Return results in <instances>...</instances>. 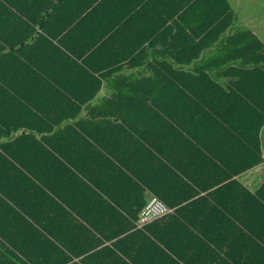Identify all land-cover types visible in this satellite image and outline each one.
Segmentation results:
<instances>
[{
    "label": "trees",
    "instance_id": "trees-1",
    "mask_svg": "<svg viewBox=\"0 0 264 264\" xmlns=\"http://www.w3.org/2000/svg\"><path fill=\"white\" fill-rule=\"evenodd\" d=\"M68 1L0 0V264H192L214 251L264 264V229L229 194L245 190L251 221L264 219V195L236 179L264 162V42L235 27L228 0H153L148 42L171 51H126L120 24L73 48L59 38L78 16L56 27ZM143 59L148 75L126 73ZM102 80L112 93L96 101ZM146 190L174 208L155 220L170 224L163 235L203 232L186 210L240 235L119 255Z\"/></svg>",
    "mask_w": 264,
    "mask_h": 264
},
{
    "label": "crops",
    "instance_id": "crops-1",
    "mask_svg": "<svg viewBox=\"0 0 264 264\" xmlns=\"http://www.w3.org/2000/svg\"><path fill=\"white\" fill-rule=\"evenodd\" d=\"M93 1L94 0H69L65 4V6L62 7L61 16L59 17V20L56 21V27L68 23L70 20H72L74 17L77 16H78L77 21L79 23L77 24L76 21L75 24H73L70 27H80V29H73V30L71 29L68 32H65L64 34H61L59 39L65 41V43L68 44L69 47L80 48L77 46V43L78 40L81 39V41L83 42L81 48H84L85 44L94 40V38L109 32L111 29L117 27V25L120 24L121 27L123 28V31L121 33V39L119 41L125 44L122 45V47L125 46L126 51H135V52L143 51L149 53L148 57L149 55L152 56L153 53H155V51H166V50L171 51L172 49L171 47L160 48L159 45L155 48L154 46L150 45L148 42L149 41L148 36L150 35L151 37H153L155 35V31L153 29L155 27V20L153 19V17L149 16V14H152V11H154L155 8V4L153 3V0H99L98 3L94 6L92 5ZM228 2L230 3L232 9L236 13V19L234 23L235 27L247 28V27H241V25L239 24L240 17L238 11L233 7L230 0H228ZM130 12L135 14L129 19L128 18L129 16L127 15H131L129 14ZM81 13H84V15L81 16L82 15ZM124 19L127 20L124 21ZM168 23L170 24V22ZM169 24L166 27H170ZM251 30L258 35V33L255 30L253 29ZM166 34L167 37L171 36L170 32ZM55 39L56 38H52L53 41H56ZM117 40H118V35L117 38L115 39V42ZM112 48L113 47H110V49H107L105 51L112 52L114 49V52H118L117 49L115 48L112 49ZM183 48L184 47H179L177 49L181 50ZM173 49H175V47H173ZM121 50L122 49H120V51ZM151 60H153V56L152 58H150V61ZM148 63H149V59L148 60L143 59L141 63L129 64V65L123 64V67L128 68L126 69V73L128 74L136 73V72L138 73L141 70L142 72H146V75H148L149 72ZM134 65H136L137 67ZM142 75H144V73ZM222 81L227 82V79H224ZM107 83L108 80H102L103 87L101 88L100 92L97 94L95 98L96 101H99L105 97H109L110 94L112 93V90L106 87ZM83 115H86L85 110L83 111ZM236 179L246 187V190L249 191L250 194L251 193L256 194L257 192H259L260 194L264 195V189L262 188L260 189V186L264 182V162L255 166L254 168L242 172L241 174L236 176ZM245 192H246L245 190H238L236 192H231L229 194L242 196L241 198L243 203L242 217L244 222L247 223L246 226L248 227L257 226L259 228V231H262L264 229V219H259L261 217L259 214L258 215L259 217L257 219L258 222L251 221L252 220L251 215L254 217V214H251V212L254 213V211H251L250 199L249 196L247 195L248 193ZM151 195H156V194H154L150 190H146V192L144 193L146 203ZM172 212H174V208L170 207V211L167 214ZM185 213L188 217H190V220L193 223H195V225L197 224L198 227L202 229L203 232L195 233L192 227L183 225L179 227L180 228L179 232L176 231L173 232L171 231L172 228H170L169 232L163 235V231L166 230L167 227L170 226V224L165 225V223L162 222L155 224L156 222L155 220L160 219L161 217L148 221L145 224H140L138 218V220L135 222V228L129 231V233L130 232L132 233L130 234L129 239L127 240L125 238L123 243H121L122 251H117V253L119 255H121L120 252L123 253V255H175L172 254V252H169L171 250H168L162 246L163 242L164 243L167 242L168 244H173L177 246L181 252H183L185 249H189L191 251L192 248L196 247L197 243H205V242L220 243L221 241L222 244L225 245L234 243L235 242L234 240L233 241L230 240V242H228L229 241L228 236H230L231 239V237L235 235H240V231L236 230L237 225L230 219L229 221L224 220L220 223L222 227H226L229 230L227 231V233L222 234L221 231H216L215 227L219 225L217 223H214V221H212L209 224L208 223L204 224L201 219H197L195 210H191V211L186 210ZM145 226L148 227L147 230L144 229ZM144 236L146 238H144ZM204 236H208L209 239L204 238ZM247 236L249 238V235ZM113 240L106 241L105 245L111 244ZM240 258L241 255H237V259ZM189 260L192 262V264H231L232 263V260L228 259L227 255H224L223 253L217 251H214V253L212 252L204 253L202 255H198L197 257L193 256L190 257Z\"/></svg>",
    "mask_w": 264,
    "mask_h": 264
},
{
    "label": "rangeland",
    "instance_id": "rangeland-1",
    "mask_svg": "<svg viewBox=\"0 0 264 264\" xmlns=\"http://www.w3.org/2000/svg\"><path fill=\"white\" fill-rule=\"evenodd\" d=\"M238 11L239 24L255 30L264 41V0H230Z\"/></svg>",
    "mask_w": 264,
    "mask_h": 264
},
{
    "label": "built area",
    "instance_id": "built-area-1",
    "mask_svg": "<svg viewBox=\"0 0 264 264\" xmlns=\"http://www.w3.org/2000/svg\"><path fill=\"white\" fill-rule=\"evenodd\" d=\"M170 211V207L158 196L151 195L141 210L139 215V223L145 224L148 221L160 218Z\"/></svg>",
    "mask_w": 264,
    "mask_h": 264
}]
</instances>
